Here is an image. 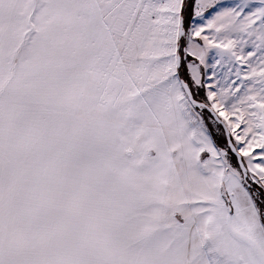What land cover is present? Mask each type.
Here are the masks:
<instances>
[{"label":"snow or ice","instance_id":"snow-or-ice-1","mask_svg":"<svg viewBox=\"0 0 264 264\" xmlns=\"http://www.w3.org/2000/svg\"><path fill=\"white\" fill-rule=\"evenodd\" d=\"M0 264H264V0H0Z\"/></svg>","mask_w":264,"mask_h":264}]
</instances>
